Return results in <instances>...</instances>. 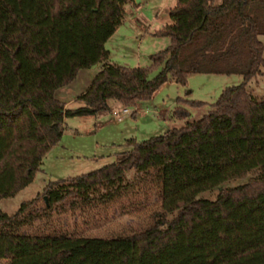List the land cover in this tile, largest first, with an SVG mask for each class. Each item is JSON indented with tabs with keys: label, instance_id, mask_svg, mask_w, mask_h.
<instances>
[{
	"label": "trees",
	"instance_id": "trees-1",
	"mask_svg": "<svg viewBox=\"0 0 264 264\" xmlns=\"http://www.w3.org/2000/svg\"><path fill=\"white\" fill-rule=\"evenodd\" d=\"M131 0H0V199L28 185L56 144L63 120L148 100L191 74H238L213 109L184 126L136 141L96 170L49 181L14 213L0 211V259L8 264H264V99L247 82L264 69V0H176L153 35L169 44L146 67L109 62L104 43ZM98 65L82 103L55 92ZM159 68L150 78V71ZM108 100L112 104H108ZM190 107L199 100L179 99ZM176 107L172 115L188 117ZM131 173L130 177L127 174ZM214 200L197 195L224 182ZM154 194L143 227L85 236L48 224L53 213L106 207ZM44 220L43 225H35ZM46 220V221H45Z\"/></svg>",
	"mask_w": 264,
	"mask_h": 264
},
{
	"label": "rangeland",
	"instance_id": "rangeland-1",
	"mask_svg": "<svg viewBox=\"0 0 264 264\" xmlns=\"http://www.w3.org/2000/svg\"><path fill=\"white\" fill-rule=\"evenodd\" d=\"M175 3L176 0H131L127 3L122 22L104 43L109 62L126 67L149 66L150 55L169 44L167 37L155 36L153 33L162 25L170 23L168 13ZM158 71L159 68L152 69L149 77H154ZM262 71L261 75L252 77L246 85L258 101L264 99V69ZM95 72L79 70L68 88L79 92ZM243 81V77L238 74H191L185 86L167 81L158 87L150 99L126 107L129 113L119 118L110 116L112 110H118V105L100 117H67L59 141L44 154L32 181L17 193L1 198L0 211L8 215L14 213L21 202L34 198L49 181L84 174L112 163L115 153L128 149L124 145L126 139L146 140L163 134L167 129L179 128L187 121L201 118L213 109L212 104L224 88L239 85ZM65 88L57 89L55 96L58 98ZM179 99L199 100L205 104L190 107ZM75 106L76 103L70 105ZM178 106L188 110L187 118L179 119L172 115ZM127 175L130 177L131 173ZM249 177L251 174L243 179L226 181L219 187L199 193L197 198L214 200L222 188L243 184ZM133 202L130 204V200L122 199L106 207L64 210L53 213L48 224L61 231L85 236H107L138 229L150 222L151 213L157 209L158 203L154 194L149 195L148 199L136 197ZM43 223L44 220L36 221L35 225ZM0 264H8V260L0 259Z\"/></svg>",
	"mask_w": 264,
	"mask_h": 264
},
{
	"label": "crops",
	"instance_id": "crops-1",
	"mask_svg": "<svg viewBox=\"0 0 264 264\" xmlns=\"http://www.w3.org/2000/svg\"><path fill=\"white\" fill-rule=\"evenodd\" d=\"M124 12H125V10H124ZM162 26H163V25H162ZM88 70H90V71H95V70H96V72L93 74V77H94L95 74H96L97 71H98V65H94L93 67L88 68ZM77 73H78V72H77ZM77 73H76V75H77ZM76 75H75V77H76ZM75 77H74V79H75ZM93 77H91V79L89 80V82L87 83V85H85V87H83V89H81V90H80L79 92H77V93L71 91V89L68 88L69 84H70L74 79H73L69 84L66 85L67 88H65V90L61 91V93H60V95H59V97H58V99L64 103V108H65V109H74V108H76V107L82 105V104L78 103V101H76L75 99H76L77 96H79V95H80V94H81V93H82V92L88 87V85L90 84V82H91V80L93 79ZM64 87H65V86H64ZM73 103H76L77 106H75V107H70V105L73 104ZM108 104L111 105V104H112V101L108 100ZM134 112H135V111H134ZM160 114H161V113H160ZM133 115H134V114H132V116H133ZM100 116H101V115H97V116H88V117H100ZM82 117H83V116H82ZM65 119H66V118H64V120H63V129L65 128Z\"/></svg>",
	"mask_w": 264,
	"mask_h": 264
},
{
	"label": "built area",
	"instance_id": "built-area-1",
	"mask_svg": "<svg viewBox=\"0 0 264 264\" xmlns=\"http://www.w3.org/2000/svg\"><path fill=\"white\" fill-rule=\"evenodd\" d=\"M127 113H129V109L126 107H121V108H118V110H112L110 116L113 118H119L121 115L127 114Z\"/></svg>",
	"mask_w": 264,
	"mask_h": 264
},
{
	"label": "water",
	"instance_id": "water-1",
	"mask_svg": "<svg viewBox=\"0 0 264 264\" xmlns=\"http://www.w3.org/2000/svg\"><path fill=\"white\" fill-rule=\"evenodd\" d=\"M94 65H92L91 67H93Z\"/></svg>",
	"mask_w": 264,
	"mask_h": 264
}]
</instances>
